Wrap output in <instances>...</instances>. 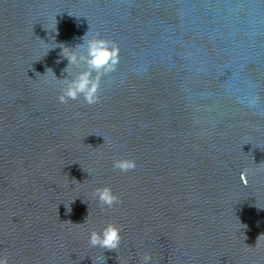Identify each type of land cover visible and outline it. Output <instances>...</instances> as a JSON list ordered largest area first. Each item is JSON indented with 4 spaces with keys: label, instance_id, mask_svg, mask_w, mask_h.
Here are the masks:
<instances>
[{
    "label": "water",
    "instance_id": "obj_1",
    "mask_svg": "<svg viewBox=\"0 0 264 264\" xmlns=\"http://www.w3.org/2000/svg\"><path fill=\"white\" fill-rule=\"evenodd\" d=\"M87 31L118 62L98 103L61 104L62 81L44 74L64 78L68 61L44 40L74 46ZM118 158L137 166L116 170ZM105 186L111 208L92 196ZM109 223L120 247H92ZM146 253L264 264V0H0V255L141 264Z\"/></svg>",
    "mask_w": 264,
    "mask_h": 264
},
{
    "label": "clouds",
    "instance_id": "obj_2",
    "mask_svg": "<svg viewBox=\"0 0 264 264\" xmlns=\"http://www.w3.org/2000/svg\"><path fill=\"white\" fill-rule=\"evenodd\" d=\"M45 29L50 33L54 32L49 28ZM55 31H57V25ZM88 32L89 31L81 38L82 42L74 46L57 43L55 37H52L54 40L50 42L44 40L46 44H54L53 47L48 49L47 54L50 50L60 48V56L68 61L66 68L63 70V72L67 74L64 78H58L51 68H48L44 74L48 75L49 70H51L53 79L62 81L61 92L58 96V100L61 104H67L70 100H78L81 97H83V100L89 105L98 103L100 101L99 90L101 87V77L110 72L118 62V47H116L113 42L98 36L86 40L85 37L88 35ZM70 66L75 69V71H66ZM112 166L114 169L126 173L130 170H134L137 164L134 159L118 158L113 161ZM92 196L98 199L101 205H105L108 208L113 207L119 202V197L109 186L96 188ZM68 211L70 212L71 209L68 208ZM121 232V227L114 223H109L101 231L93 230L90 233L89 243L92 247H99L105 251L116 250L120 247L123 239ZM260 237L258 238L256 246L259 244ZM151 262V254H144L141 264H151ZM0 264H9L7 256L0 255Z\"/></svg>",
    "mask_w": 264,
    "mask_h": 264
}]
</instances>
